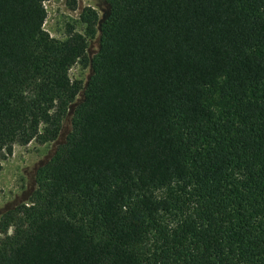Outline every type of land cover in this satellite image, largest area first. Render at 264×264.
<instances>
[{
  "label": "trees",
  "instance_id": "obj_1",
  "mask_svg": "<svg viewBox=\"0 0 264 264\" xmlns=\"http://www.w3.org/2000/svg\"><path fill=\"white\" fill-rule=\"evenodd\" d=\"M48 1L0 0V155L83 101L0 218V264H264V0H102L90 60L96 14L57 41Z\"/></svg>",
  "mask_w": 264,
  "mask_h": 264
},
{
  "label": "rangeland",
  "instance_id": "obj_2",
  "mask_svg": "<svg viewBox=\"0 0 264 264\" xmlns=\"http://www.w3.org/2000/svg\"><path fill=\"white\" fill-rule=\"evenodd\" d=\"M46 19L44 31L50 38L64 41L68 27L73 31L84 34L85 25L81 22V15L86 9L96 14L97 25L93 37L87 39L86 55L90 60L98 51L100 37L99 25L108 15L109 8L102 0H49L44 4ZM91 76L89 66L75 65L69 71L71 81H79L83 88ZM83 101L81 90L74 101L68 106L61 130L51 143L37 145L34 142L26 146H13L11 154L0 155V218L2 215L29 202V198L36 188L35 177L39 168L47 164L53 157L57 146L63 144L71 131V118L77 105ZM216 114H221V108L215 106ZM1 236V235H0Z\"/></svg>",
  "mask_w": 264,
  "mask_h": 264
}]
</instances>
